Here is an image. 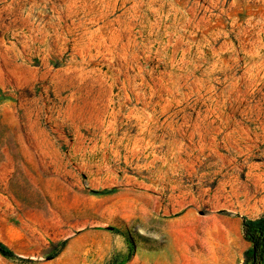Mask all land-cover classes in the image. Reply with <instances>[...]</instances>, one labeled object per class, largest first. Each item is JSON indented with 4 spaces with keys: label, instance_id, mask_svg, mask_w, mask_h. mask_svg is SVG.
<instances>
[{
    "label": "rangeland",
    "instance_id": "1",
    "mask_svg": "<svg viewBox=\"0 0 264 264\" xmlns=\"http://www.w3.org/2000/svg\"><path fill=\"white\" fill-rule=\"evenodd\" d=\"M264 215V0H0V264H243Z\"/></svg>",
    "mask_w": 264,
    "mask_h": 264
},
{
    "label": "trees",
    "instance_id": "2",
    "mask_svg": "<svg viewBox=\"0 0 264 264\" xmlns=\"http://www.w3.org/2000/svg\"><path fill=\"white\" fill-rule=\"evenodd\" d=\"M242 237L250 244L244 252L243 264H264V215L251 220L242 218ZM0 254L6 258L22 260L12 250L0 245Z\"/></svg>",
    "mask_w": 264,
    "mask_h": 264
}]
</instances>
